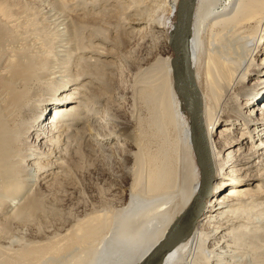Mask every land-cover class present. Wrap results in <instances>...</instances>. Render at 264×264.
Here are the masks:
<instances>
[{
  "label": "bare ground",
  "instance_id": "1",
  "mask_svg": "<svg viewBox=\"0 0 264 264\" xmlns=\"http://www.w3.org/2000/svg\"><path fill=\"white\" fill-rule=\"evenodd\" d=\"M173 2L168 14L156 10L162 12L158 21L168 29L166 43L171 52L180 0ZM14 4L0 0V264H139L192 204L204 177L194 114L173 80V57L156 62L142 79V73L134 76L128 107L132 111L127 122L137 121L145 127L140 114L142 109L147 111L152 140L161 142L163 149L175 145L183 153L181 158L190 169L187 188L183 180L175 188L169 184L160 187L164 181L159 177L165 170L155 167L153 161V165L142 167V180L130 190L129 201L121 210L109 208L94 222L72 227L63 243L37 244L18 236L17 229L54 218L55 206L63 202L56 199L64 198L60 195L64 192L60 174L66 164V141L73 127L85 121L83 115L88 114L81 101L94 102L97 97L95 91L83 87L73 96L64 92L72 83L96 76L87 68L72 69L70 59L76 52H68L70 44L52 51L58 65H44L41 55L52 53L46 51L43 36L37 31H21V11ZM57 49L64 50L67 62ZM182 50L187 72L200 96L199 115L211 165L212 197L227 191L205 201V210L195 226L173 240L154 264H262L264 218L257 213L262 211L257 202L264 192L257 187L259 193L253 197L254 191L240 184L250 185L254 180L264 183L263 175L248 174L264 169V103L256 106L264 100V0H190ZM54 72L57 78H49ZM252 76L258 77L246 85ZM51 108L55 116L46 124ZM109 109L101 116L106 121L101 128L85 125L90 128L86 142L104 141L101 131L110 124L125 125ZM90 112L96 114L91 108ZM70 117L74 118L72 124H68L72 120H65ZM89 121L87 116L84 123ZM223 124L227 125L222 128ZM240 124L243 131L238 129ZM113 139L125 143L112 148L120 160L129 155L128 145H138L137 138L135 144L125 131L108 137L107 143ZM249 141L255 145L247 149ZM96 148L99 153L105 150L101 143ZM140 155L144 154L135 156ZM236 168L244 173L232 177ZM146 169L151 170L149 175H145ZM145 179L149 180L146 185ZM119 180L125 181L122 177ZM12 206L17 208L10 214ZM140 221L144 231L135 235ZM123 239L130 241L123 244ZM251 242L254 251L250 253ZM128 246L131 252H126ZM84 255L85 260L78 262ZM252 255L256 257L254 262Z\"/></svg>",
  "mask_w": 264,
  "mask_h": 264
},
{
  "label": "rangeland",
  "instance_id": "2",
  "mask_svg": "<svg viewBox=\"0 0 264 264\" xmlns=\"http://www.w3.org/2000/svg\"><path fill=\"white\" fill-rule=\"evenodd\" d=\"M12 2L17 4L21 11L18 21L21 22V27L23 26L21 31H37L38 34L43 36L41 39H44L46 49H48L46 51L49 53H52L59 45L64 44L68 47L70 44L71 51L68 52L70 54L76 52L73 53L74 55L70 59L72 69L73 66L74 69L77 67L87 68L94 77L96 76L94 81L95 78L91 76L92 78L87 77L77 83H72V86L64 92V95L69 93L73 96V93H79V88L82 89L83 87V89H92L97 96L95 103L80 100L83 105L86 104L84 110H89L88 114L83 115L85 121L87 116L90 121L87 124L84 123V120L80 121L78 126L73 127L74 132L66 141L64 156L66 164L60 174L64 188V192L60 195L64 198L56 199V201L59 199L63 201L61 202V208L56 205L55 216H52L54 218L42 222V224L33 225L32 223L31 225L29 223L30 227L28 226V228L18 226V236H25V238L37 244H43L46 241V243H63L62 241L70 235L72 227L87 222L90 223L89 221L94 222V220L103 216L109 208L116 210V212L121 210V207L129 201L130 190L135 189L139 185L138 181L142 180V167L146 164L153 165V161H155V167L165 170L159 177L160 180L164 181L160 187L169 184V187L175 188L176 184L181 185L183 180V186L187 188V185L185 186V183H187L186 174L190 169L189 165L181 158L183 153L175 145L163 149L161 142L152 140L153 134L148 130L150 127L146 124L148 120L147 111L142 109L140 114L145 127L142 124H137V121L127 122L132 111L128 110V107L132 103L134 76L142 73L140 77L142 79L146 77L156 62H163L171 55L173 57V52L170 51L166 43L168 29L158 21V18L162 16V12H156L160 8L162 11H167L166 14H168L174 5L173 0H168V2L166 0H9V5L13 4ZM31 38H27L29 42ZM55 40L57 41L56 45ZM57 50L60 51L58 52L59 55L64 57L62 60L67 62L68 59L67 55L64 54V50ZM41 57L45 60L44 65L46 63L47 65L51 63L59 64V61L55 62L56 58H53V53L52 55L48 54V56L41 55ZM128 64H130L131 70L128 68ZM62 74L65 75L64 72ZM257 77H250L249 80H246V85L253 84ZM49 78H57L55 72L50 74ZM263 103L264 100L256 106ZM111 104L113 107L110 106ZM107 107H110L109 110L114 112L125 125L110 124L106 130L101 131L102 135L104 133L102 137L104 141L86 142L88 136H90L88 135L90 128L98 129L103 126L102 124H106L101 116ZM90 108L93 113H96H92L94 116L89 114L91 113ZM53 109L51 108L48 112L46 124L53 122L55 116ZM72 118L65 120H72L70 123L68 122V124H72L74 119ZM225 125L227 124H223L222 128ZM51 127L50 125L49 131L52 130ZM243 128L242 124L238 126L239 130ZM121 131L128 132L135 144V138H137L138 145L136 144V147L128 145L129 155L120 160L114 156L112 148L122 145L124 142L113 139L108 144L107 139L119 135ZM253 141H249L247 149L255 145ZM100 143L105 147V150L101 153L96 151V146ZM139 144L143 146L139 147ZM139 148L141 149L138 151ZM141 153L144 155H140V158L135 156ZM239 169H235L236 171L232 177H239L244 173V171L240 172ZM263 171L264 169L262 172L248 174L264 176ZM149 172H151L149 169L144 171L145 175H149ZM119 177H122L125 181L119 180ZM144 181V185L149 182L147 179ZM252 182L250 185L242 186L240 184V186L254 191L253 197L258 195V188L261 189V192H264L263 182L259 180ZM231 188L232 186L228 189L232 190ZM225 191L227 189L220 192L218 196H213L212 199L214 197L218 198ZM257 203L261 204L259 208L262 209L257 213L264 218V197L258 200ZM13 208L14 206L10 208L11 211H8L11 212L10 214L17 207ZM180 208L177 210L179 211ZM0 220L2 221V219ZM142 223L141 221L137 223L138 230L136 233L134 232L135 235L143 233ZM110 229L113 231L114 223L110 226ZM51 239L53 240L51 241ZM129 241V239H123L121 243L125 244ZM2 244L8 246L10 243L3 242ZM253 248V243H249L250 253L254 251ZM17 249L14 248L15 251ZM131 251L128 246L126 252ZM86 256L79 258L78 262L84 261ZM255 259L256 257L252 255L251 262H254ZM262 264H264V249Z\"/></svg>",
  "mask_w": 264,
  "mask_h": 264
},
{
  "label": "water",
  "instance_id": "3",
  "mask_svg": "<svg viewBox=\"0 0 264 264\" xmlns=\"http://www.w3.org/2000/svg\"><path fill=\"white\" fill-rule=\"evenodd\" d=\"M190 0H180L176 24L174 27L171 50L173 59L171 61L173 80L180 89L185 105L194 114V128L199 140L200 152L204 162V177L199 194L194 198L192 204L180 215L159 244L139 263L154 264L168 249L172 241L188 233L196 222L201 218L205 210V201L212 198L211 193V165L208 152L203 141L201 122L199 115L200 96L198 90L190 78L183 57L182 40L185 30L186 13Z\"/></svg>",
  "mask_w": 264,
  "mask_h": 264
}]
</instances>
